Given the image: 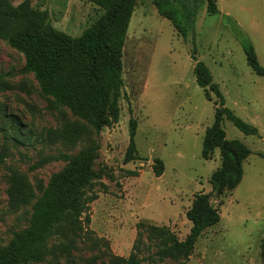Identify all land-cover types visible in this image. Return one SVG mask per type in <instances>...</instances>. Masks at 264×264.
I'll return each instance as SVG.
<instances>
[{
  "label": "rangeland",
  "instance_id": "374dc122",
  "mask_svg": "<svg viewBox=\"0 0 264 264\" xmlns=\"http://www.w3.org/2000/svg\"><path fill=\"white\" fill-rule=\"evenodd\" d=\"M217 15L198 9L194 30L184 39L170 20L162 17L152 0H136L123 46V73L119 119L103 127L97 137L94 180L75 256H92L98 249L91 237L104 239L112 254L141 258L156 249L150 226H164L179 240L188 235L186 210L194 194L209 192L211 173L220 165L219 150L210 159L201 156L205 129L214 119L218 99L205 96L195 78V61L206 64L222 93L224 106L255 126L245 134L231 120L222 126L228 139H238L250 150L243 162L240 183L221 198H212L220 220L195 242L184 264H264V77L246 62L243 41L253 46L264 66V0H216ZM0 27V245L27 225L28 205H12L7 195L11 172L25 175L37 191L51 173L67 163L48 158L73 154L93 133L84 120L81 136L62 134L64 122L76 121L69 111L49 108L32 73L22 72L25 55L9 39L37 26L80 36L102 13L91 0H1ZM194 34V35H193ZM130 119L135 120L137 158L123 161L129 142ZM91 136H95L92 134ZM131 172H136L135 175ZM98 259L97 264L106 262ZM59 264H69L61 258ZM73 264H83L75 258ZM159 264H176L166 258Z\"/></svg>",
  "mask_w": 264,
  "mask_h": 264
},
{
  "label": "trees",
  "instance_id": "16d2710c",
  "mask_svg": "<svg viewBox=\"0 0 264 264\" xmlns=\"http://www.w3.org/2000/svg\"><path fill=\"white\" fill-rule=\"evenodd\" d=\"M91 1L101 6L103 13L78 37L46 29L41 25L42 15L33 13L30 19L35 17L37 26L9 39L11 46L24 53L25 63L21 71L34 75L48 107L64 108L78 119L64 122L62 134L72 140L80 137L79 120H84L93 133L86 135L85 142L75 153L48 157L61 158L67 163L51 173L46 185L37 191L23 173L11 172L7 186L10 204H29L31 208L27 225L13 231L8 241L0 245V264H59L61 258L69 264H73L75 258L83 264H97L103 257L107 261L102 264H139L141 261L134 254L127 258L114 255L104 239L91 236L90 243L95 247L99 244L92 256H75L73 253L83 236L80 224L82 214L92 199L89 189L101 176L94 168L99 149L97 137L103 127L111 126L119 119L123 46L136 5V0ZM152 3L184 39L194 30L195 16L202 4L208 14L220 13L216 0H152ZM1 18L0 0V27ZM242 45L247 64L255 74L264 77V66L258 61L251 43L243 41ZM191 56L195 61L193 71L197 84L203 88L208 100H211L210 91L218 99L213 122L204 132L201 156L210 159L218 149L220 165L210 175L211 190L195 193L186 210L191 228L185 239L179 240L164 226H150L149 239L159 238L156 249L148 254L152 264H159L166 258H172L176 264H184L196 240L220 220L218 206L212 198L221 204L224 194L234 189L242 179L243 162L251 150L238 139L226 137L223 120H231L245 134L258 133L255 126L224 106L218 85L212 81L206 64L197 60L194 47ZM135 129V120L130 119L129 142L123 158L125 163L137 158ZM3 157L0 155V162ZM262 252L264 254V238Z\"/></svg>",
  "mask_w": 264,
  "mask_h": 264
}]
</instances>
